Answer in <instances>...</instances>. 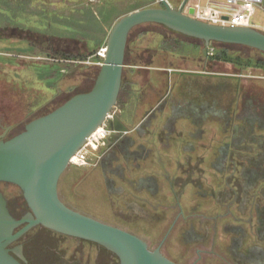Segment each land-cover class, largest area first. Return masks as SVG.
I'll return each mask as SVG.
<instances>
[{
    "label": "rangeland",
    "instance_id": "374dc122",
    "mask_svg": "<svg viewBox=\"0 0 264 264\" xmlns=\"http://www.w3.org/2000/svg\"><path fill=\"white\" fill-rule=\"evenodd\" d=\"M181 1L169 0L175 7ZM152 3L153 0H0V117L6 113L11 115V123L17 122L6 140L74 96L90 92L104 61L98 54L101 52L104 56L114 25L130 12L149 8ZM263 24L264 14L257 10L252 25L259 28ZM225 50L233 57L231 61L221 59L220 53L215 58L207 56L204 42L162 25L146 24L134 29L126 50L123 81L127 83L121 95L128 97L130 89L134 90V111H119L122 105H116L111 112L113 118L107 124L112 130L115 120L123 124L122 118L129 127L144 123L143 135L138 137L134 133V139L152 151L150 158L142 162L145 169L142 173L160 176L162 192L154 200L148 194L134 193L126 183H121L123 178L119 173L108 177L114 179L116 187H124V192L107 190L99 157L108 147V139L113 140L112 132L106 145L91 156L88 165H69L62 175L59 194L63 202L71 209L136 234L151 250L160 245L180 216L162 248L163 255L178 264H247L240 258L235 259L229 250L233 236L239 237L241 230L245 237L236 238L243 243L239 251L258 245L264 252V219L250 220L245 203L241 206L232 203L231 190L227 191L223 185L218 192L219 202L232 207L231 212L228 210L234 216L230 214L229 218L222 217L225 207L217 209L213 200H202V195L209 193L215 182L216 171H230L229 154L233 152L232 147L225 148L228 137L232 135L234 148L246 146L248 142L264 143L263 137H253L264 130V113L249 111L258 104L264 108V54L238 45ZM183 72L212 73L219 78L183 77ZM206 90L214 94L207 95ZM165 95H168L166 110L149 111ZM200 96L202 103L212 102L218 109L200 116L194 111L174 112L170 108L180 104L184 107L190 99L196 102ZM3 134L0 130V136ZM166 134H170V140L163 139ZM221 150L228 155L222 164ZM191 162V171L195 172L188 175L186 171L190 170ZM160 163L166 165H163L165 169ZM164 170L172 175L175 191H179V176L185 178L182 215L177 207L171 212L161 204L156 205L157 202L174 204L169 195L170 184L163 177ZM126 174L134 179L133 171ZM187 181H195V185ZM181 184L185 185L182 180ZM0 190L15 217L19 219L28 212L18 187L3 183ZM237 193L241 202L244 196L240 188ZM136 197L142 204L146 203L145 215L134 212ZM218 214L225 220L216 227L214 221ZM233 217L244 221L237 222ZM190 221H194L195 228L190 226ZM21 244H26L23 264H120L118 257L102 246L41 226L28 231L10 248L13 250Z\"/></svg>",
    "mask_w": 264,
    "mask_h": 264
},
{
    "label": "water",
    "instance_id": "95a60500",
    "mask_svg": "<svg viewBox=\"0 0 264 264\" xmlns=\"http://www.w3.org/2000/svg\"><path fill=\"white\" fill-rule=\"evenodd\" d=\"M158 1L163 7L135 10L114 25L106 57L90 92L78 94L33 120L11 139L3 140L6 133L0 136V185L18 187L30 209L24 218L16 219L0 190V264H23L14 255L23 258L19 248L12 250L10 246L37 226L102 246L116 255L120 264H176L161 251L166 238L151 250L140 237L71 209L59 194V182L70 160L117 105L129 36L134 29L146 24L162 25L204 42L206 48L212 43L238 45L264 54V32L252 27L208 24L182 9H174L167 0ZM193 13L191 9L190 15ZM114 122L116 129L123 126L119 120Z\"/></svg>",
    "mask_w": 264,
    "mask_h": 264
},
{
    "label": "flooded vegetation",
    "instance_id": "af4514ba",
    "mask_svg": "<svg viewBox=\"0 0 264 264\" xmlns=\"http://www.w3.org/2000/svg\"><path fill=\"white\" fill-rule=\"evenodd\" d=\"M184 1L182 0L181 2H179L177 7L172 5L171 2H169V3L173 6L174 9L178 10V9H182V4H183ZM152 6H156L155 8L163 7L162 3L160 1H158V0H153ZM152 6H149V8L152 7ZM182 11H183V9H182ZM183 73H184L182 75L183 77H189V76L198 77L199 76V77H202V78H206V77L212 78V79H216V78L218 79L219 78L218 74H212V73H191V72H183ZM193 74H197V75H193ZM177 75H179V74H177ZM125 83H127V82L124 81L123 84L125 85ZM122 87L123 88L121 90V93H120V96H119V99H118V102H117L118 106H120V104L122 105L121 106L122 108L119 111H134V90L132 91L130 89L129 96L128 97H124V96H121V95L123 94L125 86L122 85ZM128 90H129V88H128ZM206 91L207 92H205V93L207 95L214 94V93H212V90H206ZM167 98H168V95H165L164 97H162L160 99V101L158 102V104L155 107H153L151 110H149V111H155L157 109H159L160 111L161 110L162 111L166 110V108H167V105H166ZM196 99H197V97H196ZM196 99H195V101H196ZM191 100L192 99H190L189 100L190 102L188 101V103L185 101L187 104L184 105V107H182V105L180 104L179 107L170 105V108L173 109L174 112L175 111H194L200 116L206 115L207 113H209V111H216L217 110V108L213 106L212 102H211V104L204 103V102L202 103L201 96L199 97V99L196 102H194V100H192L193 101L192 102ZM249 104L251 105L252 102L249 101ZM249 111H264V108H263L262 104H258L257 106H255L254 109L250 108ZM8 117L9 116L6 113L2 114L1 117H0V130L3 131L4 134L6 133V135L17 124V122L12 124L10 122V120H9L10 118H8ZM121 121L124 123V124H122L123 127H121V130L118 133H113L112 135H110V137L113 136V137H111L113 140L110 141V138L108 139L109 145L103 151V153L101 154L100 168L102 169V172H103V174L105 176L104 177L105 178L104 183H106L105 186H106L107 190L110 191L111 193L114 192V193H121L122 194L124 192V187H116V185L113 183L114 179H110L108 177L109 174H117V173H119L120 176H121V179L123 178L122 180H120L121 183H124V184L126 183L125 185L130 190H134V193H139V194L145 193L146 195L148 194L150 199L154 200L155 198L159 197L161 192H162V187L160 186V183H159V177L160 176H158L156 174L143 175V173H142L145 170L144 167H143L142 162H145V161H147L150 158L152 151L146 145H144L143 143L138 142V141H136L134 139V133L138 137H140V135H143L144 131L141 129V127L144 125V123L143 124L140 123L139 125H137L134 128L133 125H132V127H129V124L126 123L127 120H123V118H122ZM146 132L147 131H145V134H146ZM170 138H171L170 134H169V136H168V134H166L163 139L164 140H170ZM3 140H6V136H5V138H3ZM169 145H170V143L167 145V147H169V149H170ZM227 159H228V155H227L226 151H223V153H222V155H221V157L219 159L220 163L222 164L223 162L227 161ZM188 163H190V162L188 161ZM150 164H152V163H150ZM158 164H159V162H158ZM191 164H192V162H191ZM160 165L163 166L165 164L164 163H160ZM179 165H180V163H179ZM189 166H192V165H189ZM163 168H164V166H163ZM127 171L129 173L133 171L134 179H131V178L127 177V174H126ZM171 176L172 175L170 173L165 172V170L163 171L164 179L167 180L168 183L170 184L169 195L171 196L172 201H173L174 204L173 205H170V204L166 205L164 202H162V203L161 202H157L156 205L159 206L161 204V206L164 207V209H168V211H171V212H173L174 209H176L175 207H177V209L180 210V214L179 215H182L184 213V210H185V208L181 204V199L183 197V188L186 186L185 178L179 176V181H178V184H179V186H178L179 189L178 190L179 191H175V189H174V185H175L174 184V180L171 179ZM186 178H187V176H186ZM181 180L184 182V184H185L184 186H182ZM194 182L190 183V182L187 181V183H189L191 185H193ZM199 189H201V188H199ZM207 195H208V192L206 194L202 195V197L203 196L207 197ZM60 198H61V196H60ZM136 198H137V200H134V203H133L134 212L137 213V214L145 215L146 212H148V211H146L147 209L145 207L146 203L144 205V203L142 204L141 202L138 201V199H139L138 197H136ZM149 205L152 206V208H155L154 204L149 203ZM68 207H70V206H68ZM159 207L156 208V209L159 210ZM27 208H28V212L26 214H24V216L19 218V219L24 218L28 213H30V209H29L28 206H27ZM228 208L230 209V212H231L232 207H230L228 204L225 205V211H224V214H223L222 217L229 218V215L231 213H229ZM74 210H76V209H74ZM76 211L81 212L79 210H76ZM81 213H83V212H81ZM83 214L91 216V217H94V216L86 214V213H83ZM163 217L166 218L165 212H164ZM222 217H221V219L225 220ZM15 218L18 219L17 217H15ZM94 218H96V217H94ZM160 218H161V216H160ZM178 218L176 219V221L173 223V225H171V227L167 231V234L164 237V239L165 238L166 239H165V241H164V243H163V245L161 247V251H162V248H163L166 240L168 239V237L172 233V231H173V229H174V227L176 225V222L178 221ZM216 218L217 219L214 222H216V227H219L220 220L218 219L217 216H216ZM190 222H191L190 226L195 228V226L193 224L194 221H190ZM228 225L232 226V224H229V223H228ZM228 225H226V226H228ZM193 228H191L192 231H194ZM225 228L228 229L227 227H225ZM232 228H234V227L232 226ZM242 232L243 231L241 230L239 237L233 236V238H232L233 242L229 246V250L232 253L233 257L235 259H239L240 258V259L244 260V262L247 263V264H264V261L262 260V259H264V252L262 251L261 247H259L258 245H255V246H252V247L249 246L247 250L245 249L246 251H239V248L241 246H243V243L241 241H239V239H236V238H240V237H243V236L245 237V233H243V235H241ZM134 235H136V234H134ZM193 236L191 234V237H193ZM207 236H209V235H207ZM163 240H162V242H163ZM162 242L160 243V245L162 244ZM17 248H19V250H20V252L22 254V257H23V255L25 257L21 259L19 257V255H17V253H15L14 255H16V257L18 259L26 262V244H21ZM236 249L238 250V252H236ZM176 264H178V263H176Z\"/></svg>",
    "mask_w": 264,
    "mask_h": 264
},
{
    "label": "trees",
    "instance_id": "16d2710c",
    "mask_svg": "<svg viewBox=\"0 0 264 264\" xmlns=\"http://www.w3.org/2000/svg\"><path fill=\"white\" fill-rule=\"evenodd\" d=\"M166 42H169V41H166ZM163 45L165 46L164 43ZM211 45L215 48V52H216L215 56H212V57L215 58L218 56V53H220L222 55L221 59H224L226 61H231L233 57L231 56V54L227 53V50L225 49L236 47V45H226V44H218V43H212ZM161 46L162 44L160 45V49H161ZM162 50H165V49L162 47ZM236 60H239V58ZM122 85L124 86V84ZM260 113H264V111H259L258 114ZM8 116H9L8 118L11 117V115H8ZM9 120L11 121V119ZM225 133L227 134L228 131H226ZM253 137L254 138L263 137L262 139H264V130L262 133L258 135H254ZM232 143L233 142H232V135H231L230 137H228L225 143V148L230 149V147H232L231 151L233 152L232 155L231 153L229 154L230 156L229 163L231 164L230 171L228 173H221L220 171L219 172L216 171L217 175H216L215 182L210 187V191L207 197L203 196L202 200L204 201L213 200L215 205L217 206V209L220 206L224 208L226 204L224 202H219L218 192L225 186L224 189H226L227 191H230V190L232 191L233 195L231 194L230 196H231V200L233 204L236 203L237 205L241 206V203H245L244 205H246L247 209L249 210L248 216L250 220L252 219L262 220L264 219V143L262 141H256V142H251V143L248 142L246 146H243V147L240 146L239 148H234L236 144L233 146ZM239 143L241 142H238L237 144ZM194 148L197 149V147L195 146ZM223 151L224 150H221V155ZM184 154L188 155L191 153L185 152ZM198 161L201 162V160L199 159ZM202 162L201 164H203ZM191 170L192 169L190 166V170L186 171L187 173H189L188 175H190L192 172H195ZM203 170L204 169H202L201 172H203ZM219 174L221 176H219ZM217 176H219L220 178H218ZM247 179L249 180V182L246 184ZM239 188L242 191V195L244 196V198L241 199V202L238 199V193H237ZM167 203L170 204L169 202ZM220 215L221 214H218L216 216L221 221L222 219L220 218L221 217ZM231 215H233V213H231ZM235 219L237 222H242L243 220L242 218H241L242 220L238 218H235ZM164 220L166 219L164 218ZM248 222L252 223L250 221Z\"/></svg>",
    "mask_w": 264,
    "mask_h": 264
},
{
    "label": "built area",
    "instance_id": "2783aa9c",
    "mask_svg": "<svg viewBox=\"0 0 264 264\" xmlns=\"http://www.w3.org/2000/svg\"><path fill=\"white\" fill-rule=\"evenodd\" d=\"M214 0H185L182 4V9L186 15L192 18L212 25L229 26V27H252V18L256 15L257 8L261 7L264 0H221L225 2L226 7L220 8L213 3ZM169 3V0H167ZM170 4V3H169ZM171 5V4H170ZM172 6V5H171ZM173 7V6H172ZM194 9V13L190 15V10ZM207 56H215V48L210 44L206 48ZM100 60H104L101 52L98 54ZM68 62V60H67ZM102 65V63H100ZM110 113L105 123L99 127L92 135L99 130V137L94 138L96 145L90 140L81 147V149L70 160L71 166H84L89 164L92 155L98 149L106 145L109 134L113 131L109 129L107 122L112 119ZM104 132V133H103ZM101 159V157H99Z\"/></svg>",
    "mask_w": 264,
    "mask_h": 264
},
{
    "label": "crops",
    "instance_id": "0c3cea01",
    "mask_svg": "<svg viewBox=\"0 0 264 264\" xmlns=\"http://www.w3.org/2000/svg\"><path fill=\"white\" fill-rule=\"evenodd\" d=\"M213 3L216 4V6H219V7L222 8V9L225 8V7H224V6H225V2H224V1H221V0H214ZM257 10H260V11L264 14V2H263V4H262L261 7L257 8ZM257 10H256V13H257ZM253 26H254V25H253ZM254 28L260 30L261 32H264V24L261 25L259 28H258L257 26H254ZM217 109H218V108H217ZM123 124H124V123H123ZM118 127H119V126H118ZM120 127H123V126H120ZM120 130H121V129H119V128L116 129V127H114V128L112 129V131H113L114 133H118Z\"/></svg>",
    "mask_w": 264,
    "mask_h": 264
},
{
    "label": "bare ground",
    "instance_id": "6f19581e",
    "mask_svg": "<svg viewBox=\"0 0 264 264\" xmlns=\"http://www.w3.org/2000/svg\"><path fill=\"white\" fill-rule=\"evenodd\" d=\"M103 54H104V58H105V57H106V48L103 50ZM100 131H101V133H102V129H99V130L94 134V136L91 137V139H90V140H92L91 142L94 143L95 145H96V143H95V141H94L93 139L99 137L98 132H100ZM103 133H104V132H103Z\"/></svg>",
    "mask_w": 264,
    "mask_h": 264
}]
</instances>
